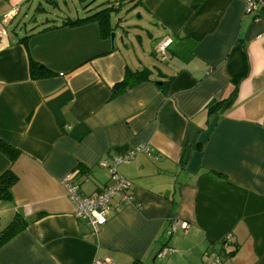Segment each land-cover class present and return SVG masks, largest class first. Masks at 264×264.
I'll list each match as a JSON object with an SVG mask.
<instances>
[{"label": "crops", "instance_id": "crops-1", "mask_svg": "<svg viewBox=\"0 0 264 264\" xmlns=\"http://www.w3.org/2000/svg\"><path fill=\"white\" fill-rule=\"evenodd\" d=\"M93 1L73 16L57 0H0V19L19 7L0 50V141L18 153L0 151V177L15 178L0 232L24 226L0 264H264V14H246L245 0H141L145 38L120 35L124 18L110 12L111 49L96 21L62 25L95 13ZM25 6L31 22L10 38ZM164 38L162 69L146 51ZM138 146L148 153L117 167L133 204L114 197L93 233L62 179L97 194L110 178L99 162Z\"/></svg>", "mask_w": 264, "mask_h": 264}, {"label": "built area", "instance_id": "built-area-1", "mask_svg": "<svg viewBox=\"0 0 264 264\" xmlns=\"http://www.w3.org/2000/svg\"><path fill=\"white\" fill-rule=\"evenodd\" d=\"M244 3L246 14L257 17L264 14V0H245ZM18 11L19 7L15 6L8 13L2 15L0 19V50L6 44L4 25H7L15 18ZM171 44L172 41L169 38L160 40L156 44V55L165 59L166 52ZM138 153H148V150L144 146H138L123 155L114 156L110 165L106 161H100L99 166L109 170V183L100 192L92 196H83L79 193V185L74 180L72 174H68L62 179L61 183L65 189L66 197L72 205L74 217L84 219L91 227L93 233H97L100 227L106 222L110 203L114 197L119 199L121 205L133 204L134 187L117 173V167L122 164H128ZM177 228V225L172 222L167 230V237L174 235L177 232ZM187 228L188 225L186 223L180 225L182 232H186ZM230 238L231 235H227L225 240H229ZM171 253V247L164 246L158 254L159 256H164ZM94 264H110V261H96ZM211 264H219V262L215 261Z\"/></svg>", "mask_w": 264, "mask_h": 264}, {"label": "rangeland", "instance_id": "rangeland-1", "mask_svg": "<svg viewBox=\"0 0 264 264\" xmlns=\"http://www.w3.org/2000/svg\"><path fill=\"white\" fill-rule=\"evenodd\" d=\"M57 0L58 2V7H59V11H62L63 14H72L73 16H75L77 13H81V11H83V8L86 7V5H88L90 3L91 0ZM93 1V0H92ZM95 1V0H94ZM94 1L90 4L91 5V12H97L99 10H102L106 7H110L111 5L114 6L115 9H118L116 11H112V17H120V18H124V26L120 29L119 34L121 35V31H125L126 34H128L129 36L132 35L133 33L138 34L139 36H141L142 38H145L144 35H140V28L144 26V22L143 20H141V15L142 12L140 10H132L133 8H135L136 6H133V3H136V0H107L108 2H106L105 0L103 1L102 4L98 3L96 5H94ZM97 1V0H96ZM65 3V4H64ZM111 3V4H109ZM35 5H37L39 7V3H35L32 11L35 12ZM136 5V4H135ZM43 7H47L50 8V5L47 4H42ZM28 7H24L23 11L19 14V16L14 20V22H12V24L7 27L6 29V33L7 35L11 38V34L15 31L18 30V28L23 29L24 25H28V23L31 22V18H26L24 16V13L27 11ZM37 13V12H36ZM61 12L56 13L54 11V21L57 20V16L60 15ZM32 15H35V13H33ZM37 17V14H36ZM72 17V16H71ZM59 18V17H58ZM18 34V31H16ZM131 40V39H130ZM134 40V38H133ZM133 40H131L130 42L133 43L134 46L130 47V48H136L135 43L133 42ZM157 44V43H156ZM150 47V51H146V56L149 58V60L151 62H154L155 66L158 68H164V66L161 63V60L159 59V57L152 52V43L149 44ZM152 53V54H151Z\"/></svg>", "mask_w": 264, "mask_h": 264}, {"label": "trees", "instance_id": "trees-1", "mask_svg": "<svg viewBox=\"0 0 264 264\" xmlns=\"http://www.w3.org/2000/svg\"><path fill=\"white\" fill-rule=\"evenodd\" d=\"M141 0H136V4H140ZM88 6V5H87ZM114 11V6L111 5L110 7H106L100 11H97L93 13L92 15L85 17V18H78L74 20H67L62 23V25H68V26H77L81 25L83 23H86L88 21H96L99 26H100V31L103 36H105L107 39L110 38V34L113 33V27L110 28V12ZM39 65L36 63H32L31 68H32V75H33V70H39ZM135 83V82H134ZM126 86V83L123 82L119 84L115 89L117 91L123 89ZM230 101L225 100L219 103L215 104H210L208 107V111L212 112L214 110H218L221 108V105L223 103L228 104ZM0 151H2L8 159L13 162L17 156L16 150L12 149L2 141H0ZM15 182V178L12 175L10 171L6 172L2 177H0V199L2 198H7L10 195V190ZM24 226L20 225V222L13 221L10 223V225L0 232V249L7 244L14 236H16L18 233H20L23 230Z\"/></svg>", "mask_w": 264, "mask_h": 264}, {"label": "water", "instance_id": "water-1", "mask_svg": "<svg viewBox=\"0 0 264 264\" xmlns=\"http://www.w3.org/2000/svg\"><path fill=\"white\" fill-rule=\"evenodd\" d=\"M109 39H110L111 49H114V39H115V34H114V33H111Z\"/></svg>", "mask_w": 264, "mask_h": 264}]
</instances>
